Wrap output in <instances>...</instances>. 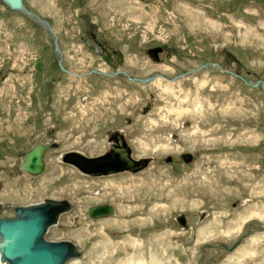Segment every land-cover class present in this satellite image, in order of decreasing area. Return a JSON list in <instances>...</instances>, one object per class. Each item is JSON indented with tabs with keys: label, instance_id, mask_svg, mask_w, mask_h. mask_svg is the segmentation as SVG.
I'll return each instance as SVG.
<instances>
[{
	"label": "rangeland",
	"instance_id": "374dc122",
	"mask_svg": "<svg viewBox=\"0 0 264 264\" xmlns=\"http://www.w3.org/2000/svg\"><path fill=\"white\" fill-rule=\"evenodd\" d=\"M23 3L79 76L60 69L47 27L0 1V218L66 200L70 211L45 235L78 247L66 264H264V232L232 252L208 247L264 228V91L226 73L264 83V0ZM205 64L220 69L197 71ZM97 70L181 78L86 74ZM116 132L145 169L87 177L61 162L67 152L103 155ZM39 143L58 148L30 177L18 155ZM104 204L112 216L88 218Z\"/></svg>",
	"mask_w": 264,
	"mask_h": 264
},
{
	"label": "water",
	"instance_id": "95a60500",
	"mask_svg": "<svg viewBox=\"0 0 264 264\" xmlns=\"http://www.w3.org/2000/svg\"><path fill=\"white\" fill-rule=\"evenodd\" d=\"M11 11L21 13L26 18L38 23L40 26L47 27L50 35L53 37L54 51L60 55L57 45V36L52 33L49 24L42 19L37 18L32 12L26 9L22 0H1ZM162 48L148 51L149 55L154 57ZM60 64V63H59ZM211 67L209 64L200 66V69ZM218 67V66H214ZM61 69L67 71L61 66ZM121 72V71H120ZM93 73L103 74L102 71H93ZM124 76L126 74L121 72ZM186 74H189L187 72ZM185 74V75H186ZM237 77V75H235ZM158 76L151 78L136 79L127 77L128 81L143 84L154 81ZM175 77L167 80L169 83L179 79ZM246 85L264 90L263 83L258 81L252 83L242 79ZM117 148L103 154L99 157H86L78 152L65 153L61 161L71 166H75L81 173L87 176H103L117 174L118 172L127 171L132 173L146 166L145 161H134L130 157V151L120 140H117ZM57 148L55 143L36 144L30 150L20 153V170L30 176L39 175L43 169V160L48 150ZM190 156H184L183 160L189 162ZM2 208L0 204V209ZM70 210L67 201L47 199L41 203L28 206H19L14 208L15 216L13 218L5 217L0 219V262L4 264H65L67 261L76 259L80 255L78 248L70 241L63 242L47 241L45 234L48 229L58 223V219L63 213ZM1 211V210H0ZM114 214V209L108 204L102 206H92L88 212V217L92 219L105 218ZM181 225L185 224L183 217L178 219ZM264 232V228L257 226L255 229H248L241 234L231 247L224 244H214L208 246L210 249H219L220 251L232 252L238 244L254 233ZM201 262V261H200Z\"/></svg>",
	"mask_w": 264,
	"mask_h": 264
},
{
	"label": "flooded vegetation",
	"instance_id": "af4514ba",
	"mask_svg": "<svg viewBox=\"0 0 264 264\" xmlns=\"http://www.w3.org/2000/svg\"><path fill=\"white\" fill-rule=\"evenodd\" d=\"M114 139H117V135L113 137Z\"/></svg>",
	"mask_w": 264,
	"mask_h": 264
},
{
	"label": "bare ground",
	"instance_id": "6f19581e",
	"mask_svg": "<svg viewBox=\"0 0 264 264\" xmlns=\"http://www.w3.org/2000/svg\"><path fill=\"white\" fill-rule=\"evenodd\" d=\"M184 156V155H183ZM1 264V263H0Z\"/></svg>",
	"mask_w": 264,
	"mask_h": 264
}]
</instances>
